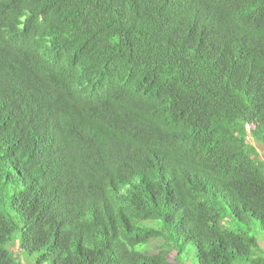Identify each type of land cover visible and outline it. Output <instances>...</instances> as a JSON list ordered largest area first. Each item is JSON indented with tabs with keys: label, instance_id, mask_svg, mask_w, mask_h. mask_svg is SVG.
<instances>
[{
	"label": "trees",
	"instance_id": "1",
	"mask_svg": "<svg viewBox=\"0 0 264 264\" xmlns=\"http://www.w3.org/2000/svg\"><path fill=\"white\" fill-rule=\"evenodd\" d=\"M259 146L264 0H0V264H264Z\"/></svg>",
	"mask_w": 264,
	"mask_h": 264
},
{
	"label": "rangeland",
	"instance_id": "2",
	"mask_svg": "<svg viewBox=\"0 0 264 264\" xmlns=\"http://www.w3.org/2000/svg\"><path fill=\"white\" fill-rule=\"evenodd\" d=\"M258 152L264 156V148H262L261 146L257 147ZM227 227L236 230L238 229V227H236L235 225H227ZM254 231L256 232V236L258 235H264V228L261 227V225H259L258 227H255ZM261 244L264 243L263 239H260ZM161 244L160 241H155L152 242L150 247L152 250H156L157 247ZM10 249L12 250V252L15 254V256H17L19 258V260L23 263V264H37L36 263V255H28L26 252H20L17 246V242H12V244L10 245ZM192 250L191 254H187L184 255V259L181 261L182 264H198L197 260H196V250L195 248L191 247L190 248ZM174 253L171 254L169 256V260L172 263H175L174 259H173Z\"/></svg>",
	"mask_w": 264,
	"mask_h": 264
}]
</instances>
